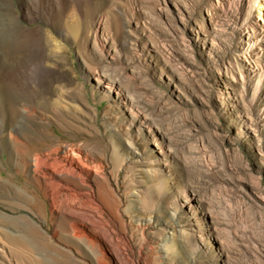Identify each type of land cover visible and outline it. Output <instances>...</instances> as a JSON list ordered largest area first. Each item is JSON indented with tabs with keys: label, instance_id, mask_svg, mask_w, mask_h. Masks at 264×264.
<instances>
[{
	"label": "rangeland",
	"instance_id": "1",
	"mask_svg": "<svg viewBox=\"0 0 264 264\" xmlns=\"http://www.w3.org/2000/svg\"><path fill=\"white\" fill-rule=\"evenodd\" d=\"M94 2L0 0V264H264V76L249 72L264 54L244 48L248 5ZM29 64L38 80L18 90ZM58 147L100 166V217L85 195L51 206L33 165ZM194 194L220 231L187 209Z\"/></svg>",
	"mask_w": 264,
	"mask_h": 264
},
{
	"label": "bare ground",
	"instance_id": "2",
	"mask_svg": "<svg viewBox=\"0 0 264 264\" xmlns=\"http://www.w3.org/2000/svg\"><path fill=\"white\" fill-rule=\"evenodd\" d=\"M57 1H60V0H57ZM69 1H70L69 4L72 7V10H74V11L77 10L79 12L85 11L86 8L92 9V6L95 3L94 0H69ZM235 1L241 7H243L245 4L248 5V7H249L247 13L243 16V18L241 20V27H240L241 32H242L241 36L243 37V40H244L243 44H244L245 50H247L251 54L252 57H255L258 55L259 56L263 55L264 54V0H235ZM256 1L261 2V11H260L258 16H254L252 14V10H253L254 5L256 4ZM35 10H36V7H35ZM92 17H93L92 23H93V27H94L93 28L94 29V36L98 37L100 35H103L106 23L109 21L108 20V18H109L108 12L104 11V12L94 13L92 15ZM249 72L251 75L257 74L260 76H264V68H262V66L259 65V63L258 64L255 63L253 65H250L249 66ZM23 73L25 74V75L23 74V76H25L26 79L24 81H19V80L16 82L14 81V83L12 82L13 85L12 84L11 85L18 88V90L27 91V90H30L31 87L33 86V83L31 81L34 78H36V76H37V67H35V65L29 64L28 67L23 71ZM36 80H38V79L36 78ZM101 80H102L103 85L109 84V85H107L108 86L107 88L110 89V91L112 92L113 86L110 85V83H109L112 80H110L107 83H106V81H103V79H101ZM9 83H11V82H9ZM0 90H1V87H0ZM12 114H13V112H12ZM7 122L9 123L10 121L7 120L6 112L0 107V128L3 129L5 127V125L7 124ZM154 136L156 137V135H154ZM158 140L159 139L156 137L155 141H158ZM53 154H55L57 156L53 157L52 156ZM34 160H35V163L33 165V166H35L34 172L37 175L42 176L48 182V186H49L48 190H50V192L47 194H48V196H50L49 198L51 199V206L53 207V209L54 208L57 209L58 208L57 205L60 206V203H61L59 201L61 199L65 198L62 196L63 198H61L58 201L59 204L57 203L56 199L61 192L65 193V196H66L65 200H67V198L69 199L71 197H77V196L82 197L83 195H85L87 197L86 206H89L92 209L93 215L95 217H100V212H101V210H103L102 205L98 199V196L95 192V189L93 188V186L90 182L91 180H95L96 177L99 175V167L100 166L97 163L90 161L88 156L83 155V153L77 148H70V149H65V150L61 151V149L59 147L55 148L54 150L47 152V153L37 154L34 157ZM43 178H41V179H43ZM76 183H81L83 185H87L89 187V191H86L83 188H77ZM79 197H78V199H79ZM212 198L214 200V197H212ZM75 199H77V198H75ZM75 199L73 200L74 202H75ZM216 201H217V199H216ZM71 202H72V200H71ZM71 204H73V202ZM197 204L200 205V207L204 210L203 212L205 214H207L208 216L211 217L208 231H210V232L220 231L219 223L221 220L220 219L221 216L219 217L214 213V210H215L213 208L214 207V201L206 200V199L202 198L201 196H199V194H194L192 197H190L187 200V209L189 211L195 212L197 207H198V206L196 207ZM76 205H77V203H76ZM77 206H79V208H83L81 205H77ZM69 207H70V205H69ZM84 208H86V207L84 206ZM58 210H59V208H58ZM71 210L75 211V209L73 210V208H71ZM86 215H88V214H86ZM95 221H97V220H95ZM88 223H90V222H88ZM227 223H229V222H227ZM106 240H107V238H106ZM116 257L118 258L119 256L116 254ZM119 259H121V258H118V260Z\"/></svg>",
	"mask_w": 264,
	"mask_h": 264
}]
</instances>
